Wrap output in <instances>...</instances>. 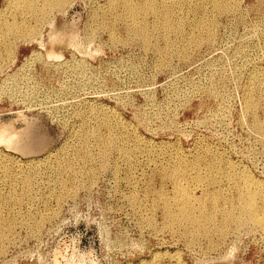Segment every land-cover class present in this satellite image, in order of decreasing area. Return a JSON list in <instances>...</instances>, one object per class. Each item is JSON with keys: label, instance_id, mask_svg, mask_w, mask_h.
Listing matches in <instances>:
<instances>
[{"label": "rangeland", "instance_id": "1", "mask_svg": "<svg viewBox=\"0 0 264 264\" xmlns=\"http://www.w3.org/2000/svg\"><path fill=\"white\" fill-rule=\"evenodd\" d=\"M16 1L0 0V127L14 135L0 144V264H264V231L225 220L248 180L264 186V0H129L143 6L134 19L125 0H35L39 13ZM178 191L199 221L167 216L163 200L178 217Z\"/></svg>", "mask_w": 264, "mask_h": 264}, {"label": "bare ground", "instance_id": "2", "mask_svg": "<svg viewBox=\"0 0 264 264\" xmlns=\"http://www.w3.org/2000/svg\"><path fill=\"white\" fill-rule=\"evenodd\" d=\"M7 1V0H6ZM10 1V0H9ZM19 1V0H18ZM22 1V0H21ZM23 1H29V0H23ZM39 1V0H38ZM38 1L36 2L35 0L32 2V4H30V2L28 3V5H27V9H30V12L31 11H33V12H37V13H39V11H42L43 10V8H37V5H36V3H38ZM41 1H43V2H45V3H42V4H46V2H48V1H52V2H54L56 5H60L61 3H63L65 0H41ZM91 1V0H90ZM106 1V0H105ZM112 1V0H111ZM147 1V0H146ZM170 1V0H169ZM179 1V0H178ZM177 1V2H178ZM188 1H190V0H188ZM203 1V0H202ZM206 1V0H205ZM230 1H232V0H230ZM235 1V0H234ZM15 2H17L16 0H15ZM155 2V1H154ZM163 2V1H162ZM186 2V1H185ZM184 2V3H185ZM196 2V1H195ZM212 2V5H213V7H215V8H222V5H223V0H212L211 1ZM224 2H225V0H224ZM235 2H238V1H235ZM51 3V2H50ZM109 3V2H108ZM107 3V4H108ZM113 3H115L116 4V2H113ZM122 3V2H121ZM138 3V2H137ZM139 3H141V2H139ZM139 3H138V5H139ZM148 3V2H147ZM156 3H158V2H156ZM160 3H161V1H160ZM164 3V2H163ZM170 3V2H169ZM173 3V2H172ZM200 3V2H199ZM8 4V3H7ZM15 4V3H14ZM18 4V3H17ZM20 4V3H19ZM22 4V3H21ZM25 4V3H24ZM27 4V3H26ZM33 4H35V5H33ZM40 4V3H39ZM54 4V5H55ZM64 4H66V3H64ZM63 4V5H64ZM115 4H114V6H115ZM123 4L125 5V9H126V11H125V13H127V15L131 18V19H134L136 16H137V13H138V11L139 10H141L142 8H143V6H133L132 4H131V2L129 1V0H125V2H123ZM134 4V3H133ZM155 4V3H154ZM165 4V3H164ZM171 4V3H170ZM174 4V3H173ZM187 4V3H186ZM196 4V3H195ZM238 4V3H237ZM260 4V3H259ZM43 5V6H44ZM49 5V4H48ZM135 5V4H134ZM146 5V4H145ZM172 5V4H171ZM203 5H204V3H203ZM210 5V4H209ZM262 5V4H261ZM12 6V5H11ZM20 6V5H19ZM65 6V5H64ZM151 6V5H150ZM149 6V7H150ZM162 6V5H161ZM167 6V5H166ZM175 6H178V5H175ZM189 6V5H188ZM187 6V7H188ZM200 6V5H199ZM230 6V5H229ZM25 7V6H24ZM42 7V6H41ZM45 7V6H44ZM50 7V6H49ZM56 7V6H55ZM104 7V6H103ZM121 7V6H120ZM160 7V6H159ZM183 7V6H182ZM194 7V6H193ZM198 7V6H197ZM236 7V6H235ZM239 7V6H238ZM257 7V6H256ZM13 8H14V6H13ZM58 8V7H57ZM60 8V7H59ZM61 8H62V6H61ZM123 8V7H122ZM163 8H164V6H163ZM174 8V7H173ZM195 8V7H194ZM225 9H227L228 8V5L226 4L225 5V7H224ZM15 9V8H14ZM17 9V8H16ZM18 9H19V7H18ZM26 9V8H25ZM50 9V8H49ZM111 9V8H110ZM118 9V8H117ZM124 9V10H125ZM145 9V8H144ZM151 9H152V12H154V13H158V8L157 7H155V6H153V7H151ZM189 9V8H188ZM202 9V8H201ZM230 9H231V7H230ZM229 9V10H230ZM242 9V8H241ZM251 9V8H250ZM23 11H24V9H22ZM57 10V9H56ZM107 10H108V8H107ZM123 10V11H124ZM149 10V9H148ZM167 10V9H166ZM165 10V11H166ZM169 10V9H168ZM174 10V9H173ZM172 10V11H173ZM187 10V9H186ZM191 10V9H190ZM193 10V9H192ZM218 10V9H217ZM228 10V11H229ZM22 11V12H23ZM27 11V10H26ZM51 11V10H50ZM161 11V10H160ZM213 11V10H212ZM223 11V10H222ZM235 12H236V10H234ZM250 11V10H249ZM252 11V10H251ZM11 12V11H10ZM45 12V11H44ZM57 12V11H56ZM104 12H106V11H104ZM164 12V11H163ZM183 12V11H182ZM218 12V11H217ZM257 12V11H256ZM3 13V12H2ZM37 13H35L36 15H37ZM41 13V12H40ZM49 13V12H48ZM101 13V12H100ZM115 13V12H114ZM124 13V12H123ZM124 13V14H125ZM180 13V12H179ZM195 13V12H194ZM200 13V12H199ZM206 13V12H205ZM208 13V12H207ZM232 13V12H231ZM8 14H9V12H8ZM25 14V13H24ZM27 14H29V13H27ZM102 14V13H101ZM104 14V13H103ZM122 14V13H121ZM171 14V13H170ZM177 14H178V12H177ZM176 14V15H177ZM184 14V13H183ZM188 14V13H187ZM209 14V13H208ZM218 14H219V12H218ZM44 15V14H43ZM45 15H47V14H45ZM49 15V14H48ZM98 15V14H97ZM118 15V14H117ZM142 15V14H141ZM145 15V14H144ZM147 15H148V12H147ZM153 15V14H152ZM167 15H168V13H167ZM202 15V14H201ZM220 15V14H219ZM218 15V16H219ZM3 16V15H2ZM40 16H41V14H40ZM94 16H96V15H94ZM171 16V15H170ZM173 16H175V14L173 15ZM193 16V15H192ZM206 16V15H205ZM15 17V16H14ZM26 17V16H25ZM49 17V16H48ZM107 17V16H106ZM114 17V16H113ZM128 17V18H129ZM159 17V16H158ZM164 17H166V16H164ZM186 17V16H185ZM6 18V17H5ZM10 18V17H9ZM23 18V17H22ZM103 18H105V16L103 17ZM138 18V17H137ZM140 18H141V16H140ZM144 18V17H143ZM182 18V17H181ZM199 18V17H198ZM201 18V17H200ZM203 18V17H202ZM206 18H208V17H206ZM211 18V17H210ZM213 18V17H212ZM240 18V17H239ZM20 19V18H19ZM161 19V18H160ZM176 19V18H175ZM191 19V18H190ZM204 19H205V17H204ZM29 20V19H28ZM37 19H35V21H36ZM95 20V19H94ZM107 20H109L108 18H107ZM123 20V19H122ZM129 20V19H128ZM142 20V19H141ZM23 21H24V18H23ZM25 21H26V19H25ZM24 21V22H25ZM42 21V20H41ZM98 21V20H97ZM104 21V20H103ZM102 21V22H103ZM115 21V20H114ZM130 21V20H129ZM145 21V20H144ZM170 21H172L171 19H170ZM193 21V20H192ZM191 21V22H192ZM195 21H196V19H195ZM198 21H199V19H198ZM205 21V20H204ZM240 21V20H239ZM46 22V21H45ZM48 22V21H47ZM107 22V21H106ZM117 22V21H116ZM147 22V21H146ZM161 22V21H160ZM179 22V21H178ZM182 22H184L183 20H182ZM181 22V23H182ZM209 22V21H208ZM211 23H213L212 21H210ZM241 22H242V20H241ZM0 23H1V21H0ZM8 23V22H7ZM13 23H15V22H13ZM20 23V22H19ZM33 23H34V21H33ZM36 23V22H35ZM39 23V22H38ZM180 23V22H179ZM195 23V22H194ZM206 23V22H205ZM215 23H216V21H215ZM219 23V22H218ZM6 24V23H5ZM90 24H92V23H90ZM93 24H94V22H93ZM121 24V23H120ZM149 24V23H148ZM152 24V23H151ZM160 24H162V23H160ZM191 24H193V23H191ZM244 24V23H243ZM11 25V24H10ZM102 25V24H101ZM107 25V24H106ZM105 25V26H106ZM110 25V24H109ZM117 25V24H116ZM131 25V24H130ZM142 25V24H141ZM164 25H165V28H169V26H168V23H167V21H165L164 20ZM180 25V24H179ZM205 25V24H204ZM211 25V24H210ZM220 25V24H219ZM7 26V25H6ZM16 26V28H19V29H21V26H23V28L25 27V25H23V24H21V26L20 25H15ZM27 26V25H26ZM31 26V25H30ZM35 26V25H34ZM91 26V25H90ZM97 26V25H96ZM102 26H104V25H102ZM108 26V25H107ZM151 26V25H150ZM172 26V25H171ZM207 26H208V23H207ZM213 26V25H212ZM33 27V26H32ZM31 27V28H32ZM38 27H40V25L38 26ZM109 27V26H108ZM111 27H113L112 25H111ZM115 27V26H114ZM113 27V28H114ZM136 27V26H135ZM148 27V26H147ZM157 27V26H156ZM178 27V26H177ZM180 27V26H179ZM186 27V26H185ZM196 27V26H195ZM199 27V26H198ZM203 27V26H202ZM206 27V26H205ZM204 27V28H205ZM219 27V26H218ZM238 27V26H237ZM26 28V27H25ZM36 28V27H35ZM99 28V27H98ZM112 28V29H113ZM124 28V27H123ZM127 28V27H126ZM162 28V27H161ZM181 28V27H180ZM183 28V27H182ZM187 28V27H186ZM192 28H194V27H192ZM214 28H215V26H214ZM3 29H4V27H3ZM2 29V30H3ZM34 29V28H33ZM49 29V28H48ZM88 29V28H87ZM90 29V28H89ZM95 29V28H94ZM101 29H103V28H101ZM109 29H110V27H109ZM116 29V28H115ZM145 28H144V26H138V27H136L135 28V32H138L139 34H143L144 35V33H145V30H144ZM164 29V28H163ZM198 29V28H197ZM209 29H212V27L211 28H209ZM11 30V29H10ZM30 30V29H29ZM104 30V29H103ZM131 30V29H130ZM149 30V29H148ZM151 30V29H150ZM149 30V31H150ZM169 30V29H168ZM176 30V29H175ZM201 30V29H200ZM6 31V30H5ZM8 31H9V29L7 30V33H8ZM18 31V30H17ZM23 31V30H22ZM21 31V32H22ZM24 31H25V29H24ZM31 31V30H30ZM86 31V30H85ZM112 31V30H111ZM157 31V30H156ZM160 31V30H159ZM173 31V30H172ZM178 31V30H177ZM184 31V30H183ZM202 31V30H201ZM208 31V30H207ZM213 31H215V30H213ZM14 32H16V31H14ZM31 32H33V31H31ZM36 32V31H35ZM98 32V31H97ZM168 32V31H167ZM180 32V31H179ZM185 32V31H184ZM195 32H197V30L195 31ZM200 32V31H199ZM204 32V31H203ZM209 32V31H208ZM26 33H27V31H26ZM37 33V32H36ZM87 33V32H86ZM94 33V32H93ZM160 33H161V31H160ZM172 33V32H171ZM201 33V32H200ZM207 33V32H206ZM211 33V32H210ZM215 33V32H214ZM30 34H32V33H30ZM39 34V33H38ZM84 34V33H83ZM119 34V33H118ZM125 34H126V32H125ZM132 34V33H131ZM170 34V33H169ZM184 34V33H183ZM186 34V33H185ZM191 34H194V33H191ZM212 34H213V32H212ZM212 34H210V36L212 35ZM217 34V33H216ZM3 35H5V34H3ZM11 35V34H10ZM18 35V34H17ZM85 35V34H84ZM90 35V34H89ZM97 35V34H96ZM138 35V34H137ZM165 35V34H164ZM182 35V34H181ZM180 35V36H181ZM189 35V34H188ZM197 35V34H196ZM195 35V36H196ZM199 35V34H198ZM8 36V35H7ZM22 36H23V34H22ZM126 36V35H125ZM146 36V35H145ZM144 36V37H145ZM157 36V35H156ZM185 36V35H184ZM209 36V35H208ZM209 36V37H210ZM1 37V36H0ZM4 37V36H3ZM2 37V38H3ZM25 37V36H24ZM28 37H30L29 35H28ZM33 37V36H32ZM94 37V36H93ZM112 37H113V35H112ZM152 37H153V35H152ZM168 37V36H167ZM177 37H178V35H177ZM182 37V36H181ZM201 37V36H200ZM208 37V38H209ZM12 38V37H11ZM20 38H21V36H20ZM19 38V39H20ZM86 38V37H85ZM89 38V37H88ZM87 38V39H88ZM91 38V37H90ZM115 38V37H114ZM119 38V37H118ZM128 38V37H127ZM130 38V37H129ZM132 38V37H131ZM156 38V37H155ZM184 38H186V37H184ZM188 38V37H187ZM204 38V37H203ZM207 38V37H206ZM205 38V39H206ZM13 39V38H12ZM95 39V38H94ZM113 39V38H112ZM149 39V38H148ZM153 39V38H152ZM158 39H160V37L158 38ZM157 39V40H158ZM168 39H169V37H168ZM190 39V38H189ZM200 39V38H199ZM198 39V40H199ZM202 39V38H201ZM209 39H211V38H209ZM6 40V39H5ZM14 40V39H13ZM17 40V39H16ZM23 40H25V39H23ZM28 40V39H27ZM114 40H116V39H114ZM136 40V39H135ZM138 40V39H137ZM140 40V39H139ZM151 40V39H150ZM166 40H167V38H166ZM177 40V39H176ZM184 40V39H183ZM183 40H182V42H183ZM193 40H194V38H193ZM196 40V39H195ZM208 40V39H207ZM206 40V41H207ZM212 40V39H211ZM3 41V40H2ZM91 41H93L92 39H91ZM109 41V40H108ZM180 41V40H179ZM179 41H178V43H179ZM201 41V40H200ZM214 41V40H213ZM10 42V41H9ZM39 42V41H38ZM130 42V41H129ZM136 42V41H135ZM157 42V41H156ZM164 42V41H163ZM173 42V41H172ZM191 42V41H190ZM192 42H194V41H192ZM196 42V41H195ZM14 43V42H13ZM142 43V42H141ZM160 43V42H159ZM169 43V42H168ZM171 43V42H170ZM188 43V42H187ZM209 43H210V41H209ZM212 43V42H211ZM38 44V43H37ZM121 44V43H120ZM123 44V43H122ZM190 44V43H189ZM199 44V43H198ZM201 44V43H200ZM199 44V45H200ZM239 44V43H238ZM2 45V44H1ZM0 45V46H1ZM40 45V44H39ZM53 45V44H52ZM157 45V44H156ZM166 45V44H165ZM179 45V44H178ZM177 45V46H178ZM181 45V44H180ZM179 45V46H180ZM185 45V44H184ZM183 45V46H184ZM212 45H213V43H212ZM6 46H8V45H6ZM73 46V45H72ZM75 46V45H74ZM73 46V47H74ZM77 46H78V44H77ZM142 46H144V44L142 45ZM150 46V45H149ZM172 46H173V44H172ZM191 46V45H190ZM239 46V45H238ZM2 47V46H1ZM9 47H10V45H9ZM163 47V46H162ZM168 47V46H167ZM169 47H171V46H169ZM198 47V46H197ZM5 48V47H4ZM14 48V47H13ZM76 48V47H75ZM143 48H145V47H143ZM186 48V47H185ZM189 48V47H188ZM196 48V47H195ZM241 48V47H240ZM7 49V48H6ZM5 49V50H6ZM50 49V48H49ZM60 49V48H59ZM146 49H148V48H146ZM167 49V48H166ZM190 49V48H189ZM236 49V48H235ZM78 50V49H77ZM95 50V49H94ZM159 50V49H158ZM161 50V49H160ZM163 50V49H162ZM177 50V49H176ZM178 50H179V48H178ZM185 50V49H184ZM237 50V49H236ZM9 51V50H8ZM55 51V50H54ZM53 51V52H54ZM59 50H57V52H58ZM154 51H155V49H154ZM166 51V50H165ZM187 51H188V49H187ZM1 52V51H0ZM53 52H52V55H53ZM177 52V51H176ZM181 52V51H180ZM183 52H185V51H183ZM191 52V51H190ZM89 53V52H88ZM96 53V52H95ZM154 53V52H153ZM159 53V52H158ZM166 53V52H165ZM169 53V52H168ZM174 53V52H173ZM58 54H60L59 52H58ZM177 54V53H176ZM180 54V53H179ZM182 54V53H181ZM186 54V53H185ZM242 54V53H241ZM9 55H10V53H9ZM12 55V54H11ZM56 55V54H55ZM55 55H53V57L55 56ZM88 55H90V54H88ZM169 55V54H168ZM174 55V54H173ZM189 55V54H188ZM47 56H49L50 57V54H48L47 55V53L45 54V57L47 58ZM58 57H60V55H57ZM171 56V55H170ZM183 56H184V54H183ZM1 57V56H0ZM4 57V56H3ZM9 57V56H8ZM52 57V58H53ZM166 57V56H165ZM174 57V56H173ZM181 57V56H180ZM186 57V56H185ZM55 58H56V56H55ZM184 58V57H183ZM5 59V58H4ZM57 59V58H56ZM180 59V58H179ZM1 60H3V59H1ZM162 60V59H161ZM170 60V59H169ZM163 61V60H162ZM168 61V60H167ZM183 61V60H182ZM164 62V61H163ZM165 62H166V60H165ZM171 62V61H170ZM3 64V63H2ZM165 64V63H164ZM45 65V64H44ZM168 65V64H167ZM169 66V65H168ZM167 66V67H168ZM1 67V66H0ZM162 67H164V66H162ZM257 70V69H256ZM259 73V72H258ZM264 73V72H263ZM262 73V74H263ZM262 74H260V75H262ZM258 77V76H257ZM256 77V78H257ZM253 78V77H252ZM215 79V78H214ZM248 79H250L249 77H248ZM259 79V78H258ZM257 79V80H258ZM256 80V81H257ZM261 80H263V79H261ZM221 81V80H220ZM216 82V81H215ZM248 82H249V80H248ZM247 82V83H248ZM254 82V81H253ZM259 82H260V80H259ZM222 83H223V81H222ZM251 83H252V81H251ZM210 84V83H209ZM249 84V83H248ZM257 85V84H256ZM263 85H264V83H263ZM221 85H219V87H220ZM213 87V86H212ZM245 87V86H244ZM250 87V86H249ZM221 88V87H220ZM209 89V88H208ZM218 89V88H217ZM249 89V88H248ZM251 89V88H250ZM253 89V88H252ZM256 89H257V87H256ZM263 89H264V87H263ZM205 90V89H204ZM211 90V89H210ZM259 90V89H258ZM246 91H248V90H246ZM216 92V91H215ZM214 92V93H215ZM258 92V91H257ZM262 92V91H261ZM246 93H248V92H246ZM250 93H252V92H250ZM249 93V94H250ZM254 93V92H253ZM263 93H264V90H263ZM249 94L247 95V97L249 96ZM215 96H217V95H215ZM245 96V95H244ZM251 96V95H250ZM250 96L247 98V102H248V100H249V98H250ZM258 96V95H257ZM219 97V96H218ZM261 97V96H260ZM255 98V97H254ZM264 98V97H263ZM257 99V98H256ZM215 100V99H214ZM246 102V103H247ZM253 102V101H252ZM262 102V101H261ZM264 102V101H263ZM255 103V102H254ZM250 105L252 104V103H249ZM261 104V103H260ZM254 105V104H253ZM95 106V105H94ZM244 106H247V105H244ZM258 106V105H257ZM90 107V106H89ZM101 107V106H100ZM248 107V106H247ZM256 107V106H255ZM264 108V107H263ZM96 109V108H95ZM101 109V108H100ZM244 109V108H243ZM98 110V109H97ZM248 110V109H247ZM255 110V109H254ZM264 110V109H263ZM262 110V111H263ZM91 111V110H90ZM89 111V112H90ZM93 111V110H92ZM244 111V110H243ZM106 112V111H105ZM246 112H248V111H246ZM253 111H251V113H252ZM84 113V112H83ZM82 114V113H81ZM80 114V115H81ZM99 114V113H98ZM97 114V115H98ZM19 115V114H18ZM103 115V114H102ZM246 115H247V113H246ZM259 115V114H258ZM21 116V115H20ZM112 116V115H111ZM252 116V115H251ZM80 117V116H79ZM88 117V116H87ZM255 117V116H254ZM107 118H109L108 116H107ZM253 118V117H252ZM86 119V118H85ZM88 119V118H87ZM94 119H95V117H94ZM99 119V118H98ZM105 119V118H104ZM113 119H115V118H113ZM263 119V118H262ZM261 119V120H262ZM103 120V119H102ZM106 120V119H105ZM116 120V119H115ZM120 120V119H119ZM257 120H258V118H257ZM82 122H83V120H81ZM85 121V120H84ZM106 122H107V120H106ZM253 122V121H252ZM257 122V121H256ZM98 123H99V121H98ZM84 124V123H83ZM97 124V123H96ZM115 124V123H114ZM102 125V124H101ZM117 125V124H116ZM255 125V124H254ZM4 126V125H3ZM8 126V125H7ZM106 126V125H105ZM107 126H109V125H107ZM253 126V125H252ZM5 127H6V125H5ZM10 127V126H9ZM87 127V126H86ZM96 127V126H95ZM105 128V127H104ZM124 128V127H123ZM253 128H255V126L253 127ZM252 128V129H253ZM257 128L259 129V130H261L263 133H264V123H257L256 124V130H257ZM96 129H97V127H96ZM96 129H94V130H96ZM119 128H117L116 130H118ZM128 129V128H127ZM20 130V129H19ZM84 130V129H83ZM93 130V129H92ZM105 130H106V128H105ZM126 130V129H125ZM256 130H254L255 132H256ZM16 131V130H15ZM108 131H110V130H108ZM112 131V130H111ZM133 131V130H132ZM260 131V132H261ZM84 132H85V130H84ZM117 132H120V131H117ZM98 133H99V131H98ZM108 133V132H107ZM124 133V132H123ZM256 133H258V132H256ZM12 133H10L9 132V130H7V128H2V125H1V127H0V144H11L12 143V137H14V135H11ZM87 134H88V132H87ZM93 134V133H92ZM113 134V133H112ZM260 134V133H259ZM17 135V134H16ZM114 135V134H113ZM128 135H130V134H128ZM87 136V135H86ZM127 136V135H126ZM133 136H134V134H133ZM262 136H264V135H262ZM82 137V136H81ZM97 137H99L98 135H97ZM96 137V139H98ZM107 137H109V136H107ZM135 137V136H134ZM133 137V138H134ZM112 138V137H111ZM110 138V139H111ZM124 138V137H123ZM126 138V137H125ZM263 138V137H262ZM85 139V138H84ZM104 139V138H103ZM114 139V138H113ZM122 139V138H121ZM95 140V139H94ZM94 140H93V142H94ZM98 140H100V139H98ZM106 140V139H105ZM119 140V139H118ZM117 140V141H118ZM132 140V139H131ZM16 141V140H15ZM80 141V140H79ZM86 141H87V139H86ZM96 141V140H95ZM113 141H115V140H113ZM137 141V140H136ZM89 142V141H88ZM98 142H100V141H98ZM102 142V141H101ZM119 142V141H118ZM122 142V141H121ZM120 142V143H121ZM126 142H128V141H126ZM131 142V141H130ZM95 143V142H94ZM117 143V142H116ZM136 143V142H135ZM134 143V144H135ZM14 144V143H13ZM88 144V143H87ZM91 144V143H90ZM96 144V143H95ZM115 144V143H114ZM122 144V143H121ZM138 144V143H137ZM8 145H6L5 147H8ZM82 145V144H81ZM83 145H85V144H83ZM112 145V140H106V141H103V149L100 151V152H102V154H104L105 152H106V150L110 147ZM140 145V144H139ZM143 145V144H142ZM91 146V145H90ZM99 146V145H98ZM100 146V147H101ZM147 146V145H146ZM10 147V146H9ZM117 147H119L118 146V144H117ZM124 147V146H123ZM122 147V148H123ZM130 147V146H129ZM135 147V146H134ZM138 147V146H137ZM86 148H88V145H87V147ZM95 148H99V147H95ZM113 148V147H112ZM112 148H110V149H112ZM116 148V147H115ZM82 149H83V147H82ZM114 149V148H113ZM121 149V148H120ZM131 149V148H130ZM173 149H175V148H173ZM109 150V149H108ZM115 150V149H114ZM123 150V149H122ZM127 150V149H126ZM135 150V149H134ZM166 150V149H165ZM169 150V149H168ZM211 150V149H210ZM85 151H88V150H85ZM84 151V152H85ZM99 151V150H98ZM110 151V150H109ZM130 151V150H129ZM205 151V150H204ZM208 151H209V149H208ZM78 152V151H77ZM82 152V151H81ZM120 152V151H119ZM126 152V151H125ZM128 152V151H127ZM166 152V151H165ZM196 152V151H195ZM213 152V151H212ZM99 153V152H98ZM108 153V152H107ZM116 153H117V151H116ZM131 153V152H130ZM170 153V152H169ZM175 153V152H174ZM180 153V152H179ZM211 153V152H210ZM91 154V153H90ZM110 154V153H109ZM122 154V153H121ZM124 154V153H123ZM126 154V153H125ZM171 154V153H170ZM212 154V153H211ZM119 155V154H118ZM177 155V154H176ZM204 155V154H203ZM202 155V156H203ZM207 155V154H206ZM215 155V154H214ZM83 156V155H82ZM98 156H99V154H98ZM104 156V155H103ZM103 156H101V157H103ZM107 156V155H106ZM109 156V155H108ZM125 156V155H124ZM182 156V155H181ZM199 156V155H198ZM210 156V155H209ZM220 156V155H219ZM77 157V156H76ZM79 157V156H78ZM91 157V156H90ZM100 157V158H101ZM127 157V156H126ZM171 157H172V155H171ZM170 157V158H171ZM177 157V156H176ZM211 157V156H210ZM81 158V157H80ZM89 158V157H88ZM179 158H181V157H179ZM102 159V158H101ZM100 159V160H101ZM105 159V158H104ZM107 159V161H108V158H106ZM178 159V158H177ZM192 159H194V158H192ZM205 159V158H204ZM207 159V158H206ZM83 160V159H82ZM90 160V159H89ZM127 160V159H126ZM132 160V159H131ZM180 160V159H179ZM195 160V159H194ZM215 160H216V157H215ZM222 160V159H221ZM3 161V160H2ZM84 161V160H83ZM105 161V160H104ZM124 161V160H123ZM176 161V160H175ZM188 161V160H187ZM197 161V160H196ZM85 162V161H84ZM101 162H103V161H101ZM127 163H128V160L126 161ZM131 162V161H130ZM129 162V163H130ZM185 162V161H184ZM192 162V161H191ZM211 162V161H210ZM83 163V162H82ZM177 163V162H176ZM179 163V162H178ZM177 163V164H178ZM183 163V162H182ZM189 163V162H188ZM207 163H209V161L207 162ZM212 163V162H211ZM218 163V162H217ZM223 163V162H222ZM231 163V162H230ZM8 164V163H7ZM72 164H73V162H72ZM87 164V163H86ZM106 164V163H105ZM184 164V163H183ZM192 164V163H191ZM214 164V163H213ZM212 164V165H213ZM227 164V163H226ZM1 165V164H0ZM4 165V164H3ZM103 165V164H102ZM101 165V166H102ZM130 165V164H129ZM165 165V164H164ZM171 165V164H170ZM190 165V164H189ZM198 165V164H197ZM206 165H208V164H206ZM100 166V167H101ZM184 166V165H183ZM193 166V165H192ZM199 166V165H198ZM203 166V165H202ZM224 166V165H223ZM229 166H230V164H229ZM69 167H70V165H69ZM68 167V168H69ZM99 167V166H98ZM99 167V168H100ZM168 167V166H167ZM167 167H165V168H167ZM171 167H174V166H171ZM181 167V166H180ZM180 167H175L172 171H173V174H174V172L175 173H178L179 172V168ZM187 167V166H186ZM197 167V166H196ZM217 167V166H216ZM225 167L226 166H224V169H225ZM228 167V166H227ZM232 167V166H231ZM234 167V166H233ZM10 168V167H9ZM72 168V167H71ZM82 168V167H81ZM80 168V169H81ZM86 168H87V166H86ZM162 168V167H161ZM164 168V169H165ZM200 168V167H199ZM198 168V169H199ZM212 168V167H211ZM236 168V167H235ZM7 169V168H6ZM5 169V170H6ZM65 169V168H64ZM79 169V168H78ZM79 169V170H80ZM94 169V168H93ZM164 169H162V170H164ZM216 169V168H215ZM69 170H71V169H69ZM75 170V169H74ZM95 170V169H94ZM181 170V169H180ZM183 170V169H182ZM218 170V169H217ZM222 170V169H221ZM73 171V170H72ZM84 171V170H83ZM87 171V170H86ZM89 171V170H88ZM87 171V172H88ZM195 171V170H194ZM198 171V170H197ZM205 171H206V169H205ZM233 171V170H232ZM239 171V170H238ZM80 173H81V171H79ZM163 172V171H162ZM166 172V171H165ZM184 172V171H183ZM201 172V171H200ZM217 172V171H216ZM240 172H242V171H240ZM245 172V171H244ZM27 173V172H26ZM70 174H71V172H69ZM73 173H74V171H73ZM75 173H76V171H75ZM75 173H74V176H75ZM158 173V172H157ZM161 173V172H160ZM160 173H158V175L160 174ZM168 173V172H167ZM186 173V172H185ZM189 173V172H188ZM191 173V172H190ZM210 173V172H209ZM212 173H213V171H212ZM221 173V172H220ZM227 173V172H226ZM235 173V172H234ZM29 174V173H28ZM27 174V175H28ZM70 174H69V176H70ZM77 174V173H76ZM88 174V173H87ZM86 173L84 174V175H87ZM90 174H92V170H91V172H90ZM179 174V173H178ZM198 174H200V173H198ZM203 174V173H202ZM207 174V173H206ZM205 174V175H206ZM214 174V173H213ZM212 174V175H213ZM219 174V173H218ZM8 175V178H10L11 180H15V178L13 177V171H9V173L7 174ZM73 175V174H72ZM71 175V176H72ZM177 175V174H176ZM183 175V174H182ZM197 175V174H196ZM215 175H216V173H215ZM226 175V174H225ZM230 175V174H229ZM236 175V174H235ZM239 175H241V173L239 174ZM246 175V174H245ZM6 176V175H5ZM25 176V175H24ZM77 176V175H76ZM172 176V175H171ZM175 176V175H174ZM187 176V175H186ZM211 176V175H210ZM217 176V175H216ZM231 176V175H230ZM244 176V175H243ZM247 176H249V175H247ZM247 176H244V177H247ZM65 177V176H64ZM91 177V176H90ZM93 177V176H92ZM161 177H162V175H161ZM203 177V176H202ZM209 177V176H208ZM233 177V176H232ZM251 177V176H250ZM164 178V177H163ZM171 178V177H170ZM180 178H181V175H180ZM179 178V179H180ZM182 178H183V176H182ZM197 178V177H196ZM216 178V177H215ZM214 178V179H215ZM221 178V177H220ZM229 178H231V177H229ZM235 178V177H234ZM239 178V177H238ZM249 178V177H248ZM23 179H24V182L23 183H25V188H28L29 187V185L31 184L30 183V179L28 178V176H26V177H23ZM67 179V178H66ZM66 179H64V180H66ZM72 179H74V178H72ZM88 179V178H87ZM187 179V178H186ZM190 179V178H189ZM195 179V178H194ZM200 179H202V178H200ZM213 179V180H214ZM223 179H224V177H223ZM254 179V178H253ZM253 179H252V181H253ZM173 180V179H172ZM174 180H176L175 179V177H174ZM197 180L199 181V179L197 178ZM203 180V179H202ZM204 180H205V178H204ZM212 180V179H211ZM220 180V179H219ZM228 180V179H227ZM232 180V179H231ZM230 180V181H231ZM240 180V179H239ZM244 180V179H243ZM247 180V179H246ZM10 181V180H9ZM16 181V180H15ZM148 181V180H147ZM151 181V180H150ZM168 181V180H167ZM206 181V180H205ZM210 181V180H209ZM237 181V180H236ZM241 181V180H240ZM252 181H247L246 182V184H245V186H246V193H242L241 191V189H239V190H241L240 192L241 193H238L239 195V199H238V204L237 203H234V204H237V205H239L238 207V210H239V214L238 215H236L233 211H234V209L235 208H233L232 207V210H229L228 212H226L227 214H226V218H225V220H227V223H229V222H235V223H238V224H247V222L248 223H252L253 225H256L257 227H260L261 228V230L262 231H264V205H259L258 204V200L259 199H261V200H264V186L263 187H261V186H259V182L257 183V184H255V182H252ZM255 181V180H254ZM178 182V181H177ZM192 182V181H191ZM190 182V183H191ZM195 182V181H194ZM202 182V181H201ZM220 182V181H219ZM229 182V181H228ZM232 182V181H231ZM233 182L234 183H237V182H235L234 180H233ZM245 182V181H244ZM264 182V181H263ZM63 183L65 184V182L63 181ZM148 183V182H147ZM173 183H174V181H173ZM195 183H197V181L195 182ZM208 183V182H207ZM212 183V182H211ZM217 183V182H216ZM222 183V182H221ZM220 183V184H221ZM226 183V182H225ZM15 184V183H14ZM198 184V183H197ZM233 184V183H232ZM66 185V184H65ZM180 185V184H179ZM210 185V184H209ZM215 185V184H214ZM242 185V184H241ZM244 185V184H243ZM262 185V184H261ZM14 186V185H13ZM16 186V185H15ZM33 186V185H32ZM149 186V185H148ZM175 186V185H174ZM206 186H208V185H206ZM205 186V187H206ZM211 186V185H210ZM228 186V185H227ZM227 186H226V188H227ZM233 186V185H232ZM162 187V186H161ZM183 187V186H182ZM202 187V186H201ZM200 187V188H201ZM240 187V186H239ZM13 188V187H12ZM148 188V187H147ZM184 188V187H183ZM207 188V187H206ZM209 188V187H208ZM245 188V187H244ZM243 188V189H244ZM16 189V188H15ZM24 189V188H23ZM160 189V188H159ZM177 189V188H176ZM179 189L181 190V188L179 187ZM186 189V188H185ZM191 189V188H190ZM194 189V188H193ZM202 189V188H201ZM221 189V188H220ZM225 189V188H224ZM223 189V190H224ZM236 189H238L237 187H236ZM14 190V189H13ZM22 189L20 188V191H21ZM28 190H29V188H28ZM31 190V189H30ZM154 190V189H153ZM174 190H175V188H174ZM195 190V189H194ZM198 190V189H197ZM26 191V190H25ZM161 191V190H160ZM176 191V190H175ZM185 191V190H184ZM183 191V192H184ZM189 191V190H188ZM226 191V190H225ZM22 192H23V190H22ZM27 192V191H26ZM156 192V191H155ZM179 193H180V198H179V196H178V202L181 204V207L179 208V210L180 211H177V212H179L177 215H178V217L176 216H172L171 215V210H170V202L167 200H163L164 201V204H165V208H166V214H167V216L169 217V218H171L170 220H173V222H175L174 220H176V219H183L184 221L183 222H186V221H189V222H192V224L193 223H195V222H197V221H199L198 220V218H196V216H199V214L198 215H196L195 216V214H193V213H191V211L190 210H194V209H192V207L190 206V203L191 202H189V197L187 196V194H183L181 191H178ZM202 192V191H201ZM211 192V191H210ZM220 192V191H219ZM237 192H238V190H237ZM11 193V192H10ZM152 193V192H151ZM154 193V192H153ZM161 194H163V192L161 191L160 192ZM177 193V192H176ZM218 193V192H217ZM230 193V192H229ZM193 194V193H192ZM220 194H221V192H220ZM14 195V194H13ZM19 195V194H18ZM20 195H22V194H20ZM23 195H25V194H23ZM144 195V194H143ZM157 195V194H156ZM173 195H174V193H173ZM176 195V194H175ZM190 195V194H189ZM8 196V195H7ZM145 196V195H144ZM162 196V195H161ZM164 196V195H163ZM172 196V195H171ZM207 196H209L208 195V193H207ZM216 196V195H215ZM215 196H213V197H215ZM237 196V195H236ZM13 197V196H12ZM18 197V196H17ZM153 197V196H152ZM166 197V196H165ZM210 197V196H209ZM221 197V196H220ZM154 198V197H153ZM152 198V199H153ZM174 198H176V197H174ZM192 198V197H191ZM217 198V197H216ZM223 198V197H222ZM259 198V199H258ZM10 199V198H9ZM9 199H8V201H9ZM12 199V198H11ZM134 199H135V197H134ZM156 199V198H155ZM172 199V198H171ZM210 199V198H209ZM213 199V198H212ZM221 199V198H220ZM226 199V198H225ZM233 199V198H232ZM28 200H29V198H28ZM214 200V199H213ZM12 201V200H11ZM159 201V200H158ZM175 201V200H174ZM173 201V202H174ZM223 201V200H222ZM229 201V200H228ZM230 201H231V199H230ZM16 202V201H15ZM14 202V203H15ZM162 202V201H161ZM176 202V201H175ZM209 202H210V200H209ZM212 202V201H211ZM214 202H216V201H214ZM213 202V203H214ZM225 202V201H224ZM158 203V202H157ZM194 203V202H193ZM191 204V205H194V204ZM196 203H198V202H196ZM223 203V202H222ZM233 203V202H232ZM13 204V203H12ZM162 204H163V202H162ZM14 205V204H13ZM203 205H205V204H203ZM207 205V204H206ZM223 205V204H222ZM231 206H232V204H230ZM172 206V205H171ZM176 206V205H175ZM211 206V205H210ZM215 206H216V203H215ZM227 206V205H226ZM161 207V206H160ZM195 207V206H194ZM205 207V206H204ZM204 207H203V209H204ZM222 207V206H221ZM173 208V207H172ZM207 208V207H206ZM177 210H178V208H176ZM201 209V208H200ZM203 209H201V210H203ZM197 209H195L194 211H196ZM199 210V209H198ZM210 210H211V208H210ZM217 210H219V209H217ZM225 210V209H224ZM222 211H223V209H222ZM174 212V211H173ZM197 213H198V211H196ZM208 212V211H207ZM206 212V213H207ZM215 212H216V209H215ZM214 212V213H215ZM224 212V211H223ZM199 213H201L200 211H199ZM212 213L213 212H211V215H212ZM174 214H175V212H174ZM205 214V213H204ZM218 214V213H217ZM221 214V213H220ZM209 215V214H208ZM224 215V214H223ZM166 216V217H167ZM205 216V215H204ZM214 216V215H213ZM211 217V216H210ZM222 217V216H221ZM1 218V217H0ZM164 218V217H163ZM168 218V219H169ZM203 218V217H202ZM213 218V217H212ZM217 218V217H216ZM216 218H214V219H216ZM223 218V217H222ZM5 219V218H4ZM166 219V218H165ZM208 219V218H207ZM224 219V218H223ZM13 220V219H12ZM204 220H205V217H204ZM220 220V219H219ZM152 221V220H151ZM178 221V220H177ZM210 221V220H209ZM224 221V220H223ZM149 222V221H148ZM180 222V221H179ZM206 222H208V221H206ZM220 222H221V220H220ZM147 223V222H146ZM150 223V222H149ZM169 223V222H168ZM187 223V222H186ZM204 223H205V221H204ZM212 223V222H211ZM214 223V222H213ZM213 223H212V225H213ZM35 224V223H34ZM153 224V223H152ZM151 224V225H152ZM171 224V223H170ZM173 224V223H172ZM178 224V223H177ZM191 224V223H190ZM191 224V225H192ZM200 224H201V222H200ZM216 224V223H215ZM10 225V224H9ZM166 225V224H165ZM180 225V224H179ZM196 225H197V223H196ZM225 225H226V223H225ZM229 225V224H228ZM235 225V224H234ZM153 226V225H152ZM172 226V225H171ZM170 226V227H171ZM178 226V225H177ZM186 226V225H185ZM190 226V225H189ZM204 226H205V224H204ZM203 226V227H204ZM220 226H222V225H220ZM237 226V225H236ZM235 226V227H236ZM239 226H241V225H239ZM249 226V225H248ZM7 227V226H6ZM12 227V226H11ZM36 227V226H35ZM165 227V226H164ZM166 227H168V226H166ZM173 227H174V225H173ZM187 227V226H186ZM197 227V226H196ZM207 227V226H206ZM212 227H214V225L212 226ZM223 227H224V225H223ZM226 227V226H225ZM224 227V228H225ZM228 227H230V226H228ZM32 228V227H31ZM175 228V227H174ZM177 228V227H176ZM181 228V227H180ZM185 228V227H184ZM190 228H191V226H190ZM201 228H202V226H201ZM227 228V227H226ZM241 228V227H240ZM256 228V227H255ZM2 229V228H1ZM4 229V228H3ZM6 229V228H5ZM36 229V228H35ZM34 229V230H35ZM38 229H39V227H38ZM194 229V228H193ZM219 229V228H218ZM220 229H221V227H220ZM219 229V230H220ZM179 230V229H178ZM190 230V229H189ZM198 230H200V229H198ZM203 230V229H202ZM205 230V229H204ZM212 230V229H211ZM218 230V231H219ZM7 231H8V229H7ZM6 231V232H7ZM174 231V230H173ZM197 231V230H196ZM209 231H210V229H209ZM237 231V230H236ZM257 231V230H256ZM9 232V231H8ZM187 232V231H186ZM193 232H194V230H193ZM202 232V231H201ZM205 232V231H204ZM208 232V231H207ZM212 232H214V231H212ZM224 232V231H223ZM189 233V232H188ZM206 233V232H205ZM222 233V232H221ZM221 233H220V235H221ZM225 234L224 235H226V233L227 232H224ZM180 234H181V232H180ZM191 234V233H190ZM197 234H198V232H197ZM204 233L202 232V235H203ZM207 234V233H206ZM205 234V235H206ZM215 234V233H214ZM182 235V234H181ZM192 235V234H191ZM196 235V234H195ZM194 235V236H195ZM223 235V234H222ZM5 236V235H4ZM187 236V235H186ZM208 236V235H207ZM184 237V236H183ZM191 237V236H190ZM206 237V236H205ZM222 237V236H221ZM196 238V237H195ZM208 238V237H207ZM216 238H217V236H216ZM222 238H224V237H222ZM2 239H5L4 237L2 238ZM210 239V238H209ZM1 240V239H0ZM192 240H190V242H191ZM210 241V240H209ZM2 242V241H1ZM189 242V241H188ZM193 242H194V240H193ZM212 242V241H211ZM209 243V242H208ZM215 244V243H214ZM211 245V244H210ZM2 246V245H1ZM214 247H215V245H214ZM207 248H210V247H208L207 246ZM1 252V251H0ZM176 255V254H175Z\"/></svg>", "mask_w": 264, "mask_h": 264}]
</instances>
